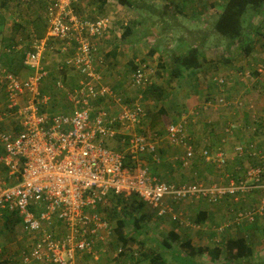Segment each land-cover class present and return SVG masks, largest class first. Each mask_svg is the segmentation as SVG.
I'll return each mask as SVG.
<instances>
[{"label":"built area","instance_id":"obj_1","mask_svg":"<svg viewBox=\"0 0 264 264\" xmlns=\"http://www.w3.org/2000/svg\"><path fill=\"white\" fill-rule=\"evenodd\" d=\"M46 2V35L32 39L30 50L23 56V63L33 75L19 79L0 67V81L7 83L10 101L24 92L30 96L20 113L23 129L13 136L0 132L3 161L10 167V174L19 178L11 185L0 181V216L4 210L15 212L30 239L27 251L21 254L22 264H78L76 261L86 255L89 261H99L95 258L97 250L104 252L113 228L98 207L105 206L111 195L124 199L134 195L158 216H165L183 201L204 199L215 204L225 197L237 200L253 190L263 193L252 208L238 210L229 223L219 225L218 233L231 223H251L255 216L263 214L264 155L258 156L262 165L248 168L244 180L231 179L225 184H175L152 175L143 155L150 154L153 161L160 159L154 133L137 130L145 119L141 91L150 84L149 71L145 65L131 71L129 83L138 92L131 101L124 100L99 69V47L112 27V19L79 16L73 12L71 0ZM56 38L74 47L66 64L80 75L79 86L72 96V111L39 113L40 106L47 102L38 91L41 79L47 75L42 57L46 43ZM212 80L223 84V78L217 75ZM109 100L113 106H106ZM209 104L210 101L205 106ZM10 105H15V100ZM187 123L184 115L165 129L168 140L181 147L176 158L185 168L196 156ZM105 139L117 140V147L107 146ZM242 150L237 148L239 155ZM199 155L217 167L226 160L222 153L211 154L208 150ZM121 250L119 245L114 258Z\"/></svg>","mask_w":264,"mask_h":264},{"label":"rangeland","instance_id":"obj_2","mask_svg":"<svg viewBox=\"0 0 264 264\" xmlns=\"http://www.w3.org/2000/svg\"><path fill=\"white\" fill-rule=\"evenodd\" d=\"M143 1L146 5H150L146 11H141L138 8H128L126 6H123L121 10L117 9L116 14L122 12L123 15L121 23L119 27L114 24V28L112 27L113 29L109 31V37L105 39L101 50L106 54L104 55L103 66L100 65L104 79L115 91L117 90L116 92L123 95L124 100L131 101L135 98L138 90L133 89L129 83V75L132 71L130 61L136 64L138 63V65H145L146 70L149 71L148 77L150 83L156 86V91L150 88L147 89L148 87L144 89L146 93H143L142 100L145 109V119L142 126L146 132L154 133L161 161L165 164L163 168L170 175V179L172 178V181L175 183L198 181L203 184H225L227 182L225 177L222 178V174L220 172L218 173L219 170H217L215 165L209 166L203 164L201 168L189 165L186 168H181L175 163L173 156L181 151V147L169 142L165 130L166 122H175L184 115L187 117L188 121L192 123V126L189 125V122L187 124V133L190 137L189 141L196 150L195 157L197 163L202 162L198 159L199 153L202 150H207L206 148L209 149V147L203 142L204 138L202 137L201 139L200 132L197 130L198 124L201 125L207 119H211L212 116L217 117V111L221 109H215V106L217 107V103H214L215 100L211 101L209 105H205L208 104L207 100L211 94L218 95V92H223L225 95L228 90H232L235 87L234 85L250 82V78H254L256 73L249 74V70L251 68L253 69L256 61H244L246 55L243 53V46L246 45L249 38H252L251 42H254L253 45L255 46V42L257 43L256 49H261L264 52V6L260 12H255L250 7L246 9L241 17L243 27L242 36L228 45V39L212 29L210 25L211 20H209L211 16H214L215 10L213 8L210 9L208 4L214 2L220 3L222 0H185L184 2L181 0H139V3ZM197 7L200 8L203 14L199 13L198 17L187 19L186 14H189L193 8L197 9ZM178 9L185 11V16L177 14ZM2 13L7 12L3 11ZM5 18L6 24L7 17ZM122 22H126V24L124 25ZM121 28L122 31L120 30ZM129 29L131 31L130 34L127 32ZM3 31L4 28L2 29V35ZM222 37L224 40L220 39ZM26 44L27 40L22 42L21 47L13 53L10 50H6L7 53L0 52L1 62H4V60L8 61L10 55L20 57L26 49L24 46ZM112 47H116L115 57L108 54V51ZM192 47L201 48V52L206 55L204 60L199 57L200 66L194 72H192L193 70H185L181 66L180 68L184 70L182 76L169 78L167 72L158 67L157 62H165L169 65L172 60L175 62L177 56L187 54L188 50ZM51 50L45 58L48 61L47 67H51L58 62V55L55 54L53 49ZM227 55L229 57L228 61L224 60ZM170 59L171 61L169 62ZM260 61L262 62V60ZM261 74L264 75V67H262ZM214 75L220 78L223 76L226 77L223 82V91L218 89L216 81L212 80ZM49 82L50 79L47 77L41 79L42 84L49 85ZM74 84L75 81H71L70 85ZM72 90L70 86H67V88L61 90L49 91L51 98L48 101V107L51 112L56 110L65 111L63 109L70 108L71 100H67L66 96L67 92L69 91L71 93ZM149 90L153 91L154 94H150L153 92H148ZM216 95L214 98H216ZM253 97L256 101H252V109L255 113L263 114L264 108L261 107L260 109V106L257 107L256 104L260 102L261 105H264V98H262V95L259 96V94H254ZM218 106L222 107L219 104ZM159 109H163L165 113L160 115L158 112ZM248 114L250 115V113ZM193 126L195 127L194 130L191 128ZM225 129L228 128L225 127L222 129V132L219 134L220 138L217 141L221 145V148L224 146V143L232 141L231 136L228 132H225ZM247 130H249V126L246 128ZM258 139L264 145V134L260 135ZM105 143L110 147L116 145V142L112 139H105ZM228 150L232 151V149ZM244 151L246 152L247 150L244 149ZM194 159L191 160V163ZM244 163L253 164L254 160L246 159V161L241 162V166L245 165ZM222 172L227 173L225 170ZM233 180L235 179L233 178ZM257 195L258 198L256 200L258 201L261 198V194ZM198 202L183 201L178 203L174 205L173 212L165 216H158L155 210L145 203L143 211L146 213L147 218L141 223V231L136 234L131 227H128L129 225L127 226V231L134 233L135 240L126 249H129L126 252V256L129 258L131 255L133 257L131 261L137 262L136 264H148V257L155 251H160L167 264H189L190 261H186L187 257L185 258L181 254L184 248L182 249L179 246L178 241L173 242L172 247L174 250L172 251L178 249L181 252L172 253L170 249H165L160 245L162 237L169 230L173 229L178 233L180 232L179 241H182L186 237L192 240L195 246H207L210 248L221 246L222 252L217 264H225L226 255L223 249L226 236L218 233L216 226L221 223H229L233 212L238 207L247 208L253 201L248 203L246 201L243 203H239V201L237 203L229 202L225 206V209L221 211L216 209L215 204H208L210 205L207 206L210 209L211 216L208 219L209 221L207 220L203 224L193 222L195 214L200 210L199 205L202 203V201L200 203ZM262 215H258L257 229L249 232V240L254 245L256 256L264 258V212ZM241 223L246 224L247 222L243 220ZM211 228H213L212 233L214 234L210 237L205 236L208 233L206 230ZM246 231L244 233H247ZM233 235L239 236V232L236 230ZM114 238L115 236L112 234L102 254L101 249L97 250L98 256L95 255V258H100L102 261H94V259L93 261H89V257L86 255V257L83 256L76 262L78 264H112L111 257L114 258L113 254L119 246L118 241L116 240V242ZM26 239L27 237L21 233L19 224H16L11 231L5 230V232L0 233V242L4 246L2 253L8 255L10 250L18 248L17 253L14 254V258L12 259L15 260L12 261L13 264H18L19 255H16L23 250V246L24 249L27 247L28 241H25ZM140 241L143 243L142 245L139 244ZM6 243L10 246H6ZM0 257L2 263H4L3 261H7L5 263L9 264L5 256L0 255ZM207 258L205 255L197 257L199 261H203L205 264H212ZM256 261L258 260L256 259Z\"/></svg>","mask_w":264,"mask_h":264},{"label":"crops","instance_id":"obj_3","mask_svg":"<svg viewBox=\"0 0 264 264\" xmlns=\"http://www.w3.org/2000/svg\"><path fill=\"white\" fill-rule=\"evenodd\" d=\"M181 1L184 2L185 0H181ZM224 1L225 0H222L220 3L214 2V3L208 4V7L210 9L213 8V10H215L214 11L215 14H213L214 16H211V18L209 19V20H211L210 21L211 26L213 25L212 20L215 19V17L221 11L222 4ZM45 2H46L45 0H20L19 3H17L16 1H13L12 3H10L8 10H11V9L12 10H11V12L9 11L10 12L9 16L7 17L6 24L4 25L3 37H6L10 34L11 25L13 24V22L15 20V21L22 23V26L25 28L33 29L35 27V25H38L39 28H38V32H34V33H30L26 29L27 33H25V35L24 34L22 35L21 33H19V35H17L16 38H14V40H18V41L22 40L24 38V36H27L30 39V40H28V42L34 38L35 39L44 38L46 35V32H47V23H46V20L44 18L45 17V11H46ZM98 4L99 3H97L94 0H71V8L75 14L82 16V17H85V18H88V19H95L96 17L107 16V17H110L112 19V22H113L112 27L113 28H114V24L117 27H119V24L121 23V18L123 15H122V12H119L118 14H116V12L118 10H121L123 5L119 4L115 0H107V2L102 6H100ZM194 7H195V5H194ZM177 12H178L177 14H181V15L185 16V11L178 9ZM38 13L40 14V22H39V20H37ZM199 13L203 14L199 7H197V9L193 8L189 14H186V16H187L186 18L187 19L196 18V17H198ZM122 23H124V25L126 24V22H122ZM112 27L109 29V31L111 29H113ZM120 30L122 31V28ZM126 30H127V28H126ZM109 31H108V33H106L103 36L102 41H101V45L99 47V51H100L99 53H100V56L102 59L101 66H103L104 55H106L101 50H102V47L105 43V39L107 37H109L108 36ZM216 36H218V35H216ZM0 37H1V35H0ZM251 39L252 38L248 39V44L250 45L249 49H246L247 50L246 51L243 48V53L246 55V59L244 61H246V60L247 61L248 60L256 61L255 62L256 65L254 64L255 66L253 67V69L251 68L249 70L250 71L249 73H252L251 70L256 73L254 78L253 79L250 78V80H251L250 82L248 81L247 83H238L239 85L238 84L234 85L235 87H233L232 90L227 89L228 91L225 95L221 96V93H222L221 92L219 94V96L216 95V98L213 97V98L207 100L210 102L215 100L214 103L215 102L217 103L216 104L217 107L215 106V109H218V108H221V109H219V111H217V117L212 116L211 119H207L206 121H204L205 123L203 122L201 125L198 124V127H197V130L200 132L201 139L203 137L204 138L203 142L205 144H207L206 146L209 147V149L206 148L209 151V153H211V154L222 153L223 156H225L226 161L220 165V168L222 170L220 169L218 171V173L220 172L222 174L221 176H223L222 178L225 177L227 182L229 180L233 179L231 176L236 172V169L241 168V162L246 161V159L251 160L253 158H256V160H258L259 155H264V145L261 144L262 141L260 139H258V137L260 135L264 134V113L263 114L262 113H259V114L255 113V111L252 109V106H253L252 101H256L253 97L254 94H259V96L262 95V98H264V75L261 74L262 67H264V64H263L264 63V55H263L264 52L261 49L260 50L256 49L257 43L255 42V46H254L253 45L254 42H251ZM18 46L21 47V44ZM25 48H26L25 51H23V53L21 54L20 57L10 55L8 66L6 64H4L3 62H1V60H0L1 69H3L4 72L14 74L19 79L33 75L32 70L30 68H28L23 63V56H24L26 50L27 51L30 50V46L25 47ZM72 48L74 49V47H72L71 44H67V46H66L65 41L60 40V39L59 40L58 39H50L46 43V47H45L44 54L42 57V64H43L45 70L47 71V75L44 76L43 78H46V77L49 78L50 84L49 85H46L45 83L42 84L40 81V84L38 86L39 97L44 96L47 98V102L40 106L39 113H45V112H48V114L52 113V112H49L50 109L48 107V101H50V98H51L49 91H54L56 89L61 90V89L67 88V86H70L73 89L71 93L68 91L67 96H66L67 100L68 99H69V101L71 100L70 101L71 102L70 108L69 109H63L65 111H57L56 110L53 112H61L62 114H66V113H69L70 111L73 110L74 104H73L71 97L75 94V90L79 86L80 75L66 64V58L72 54V51H73ZM113 48L114 47H112L108 52L110 53ZM51 49H53L55 51V54L58 55V57L55 55L57 57L58 62L53 64L51 67H47L48 61L45 60V58L47 57V54L50 51H52ZM202 54L204 55V58H206V55L203 52H202ZM260 60H262V62ZM259 68H260V70H258ZM99 69H100V71H102L100 66H99ZM71 81L72 82L75 81V84L70 85ZM257 92H259V93H257ZM218 97L219 98L221 97L222 101H220V102L217 101ZM29 98H30V96L24 92L23 94H20L17 98L14 99L15 105L11 106L10 103H13L14 100L10 101L11 96H10L9 87H8L6 82L0 81V132L8 133V135L13 136L17 132H19L21 129H23V125H22L23 117L20 113H22V107L24 106V103ZM105 104L107 106H113L111 100L107 101ZM218 104L222 105V107L218 106ZM256 106L257 107L260 106V109H261V107L264 108V105H261L260 102H258L256 104ZM248 113H250V115ZM94 114L95 113L92 112L90 115L93 116ZM249 122H250V124H249ZM189 125L192 126V123H190ZM248 126H249V130L246 131V128H248ZM225 127L228 128V129H225V132L229 133L232 141H230L228 143H224L223 144L224 146H222V148H221L220 147L221 145L218 144L217 141L220 138V135H219L220 132H222V129ZM250 127H251V129H250ZM191 128L194 130L195 127L193 126ZM114 141L116 142V147H117V140H114ZM0 143H1V141H0ZM112 147H114V146H112ZM237 148H244L247 151L245 152L244 150H242V153L239 155ZM0 149H2L1 146H0ZM228 149H232V151L228 150ZM1 151L2 152L0 154V181L4 182L6 184H9V185L17 183L19 181V178L15 177V175H13V174H10V167L3 161L4 160L3 157L5 155L4 149H2ZM179 153L175 154L174 157L175 158L178 157ZM199 157H198V159L202 162H200L198 164L196 161L197 160L196 157H194L195 158L194 161L192 163L190 162L189 165L190 166H197L198 168H201V165H203V164L209 165V166L214 165L212 162L205 161L203 158H201V157L199 158ZM175 163H177L180 166V164L178 162H175ZM195 164H197V165H195ZM244 164H245V165H243L244 168H247V166H248V168L251 167V165L248 163H244ZM206 167H208V166H206ZM224 170H225V172H227L226 174L222 172ZM209 173H210V171H209ZM230 174H232V175L230 176ZM210 176H211V173H210ZM245 194H247V196H245ZM245 194L240 195L237 200L232 199L231 197H225V198L220 199V201L218 203H215L216 209L220 210V211L225 209V206L229 202L237 203L239 201V203H241V202L243 203L244 201H246L248 203V202L253 201L252 204L250 206H248L247 208L238 207L233 212V214H234L238 210L252 208L258 202L256 200L258 198L257 194H261V196H263V193L260 192L259 190H253V191L247 192ZM197 201H199L198 203H200L202 201V203L199 205V209L206 210L207 215L209 216L210 215V209L208 208V206H210V205H208L209 203L204 199H198ZM8 215H11L12 217H14V219L16 221H18L17 224H19L21 227L20 220H19V218H17L16 213L4 210L0 216V233L5 232V230L11 231L12 228L14 227L12 225H11V227L5 228V229H4V227H2V223L6 219V216H8ZM257 220H258V216H255L254 221L251 223H246V224L236 223L238 225L231 223L227 227H225L220 234H222L223 236H226V238L234 237L233 234L237 230V232H239V236L243 235L246 237L247 234L249 235L250 231L253 232L255 229H257V227H258L257 226V224H258ZM221 224H224V223H221ZM221 224H218V226ZM247 224H249V225H247ZM9 226H10V224H9ZM218 226H216V227H218ZM234 227H236V229H234ZM207 231H208V233L205 236L210 237L211 235L214 234V233H212L213 228L206 230V232ZM245 231L247 233H244ZM21 233L27 237V239L25 241H28V243H27V247H25V249H24V246H23V248H22L23 250L20 251V253L18 252V254L16 255V256L19 255L18 264H22L21 254L23 252L27 251L28 245L30 243V239L27 236V234L24 232L22 227H21ZM190 241L192 243V240H190ZM6 246H10V245H8L6 243ZM3 247H4L3 244L0 242V255L5 256L7 258V260L9 261V264H13L12 261H15V260H12V259L14 258V254L17 253L18 248L10 250L9 254L7 255L6 253L5 254L2 253L3 249H4ZM161 250H162V248H161ZM5 252H6V247H5ZM158 252H160V251H158ZM99 261H102V260H100V258H99ZM3 262L4 263L1 262V257H0V264H6L5 262H7V261H3Z\"/></svg>","mask_w":264,"mask_h":264},{"label":"trees","instance_id":"obj_4","mask_svg":"<svg viewBox=\"0 0 264 264\" xmlns=\"http://www.w3.org/2000/svg\"><path fill=\"white\" fill-rule=\"evenodd\" d=\"M13 1H16L17 3H19L20 0H0V35H1L0 50H2L4 53H7L6 50L8 51L10 50L11 52H14L16 49H18L17 46L26 40H27V44L24 46L28 47L30 43V41L28 42V40L30 39L27 36H24V38L19 41L14 40V38H16V36L19 35V33H21L22 35L23 34L25 35V33H27L26 29L30 33H34V32H38V28H39L38 25H35L33 29H28V28L23 27L22 23L14 20L13 24L11 25L10 34L6 37H3L2 29L4 28L5 20H6V18L4 19V17L9 16V13L11 12L12 9L11 10H8V9H9L10 3H12ZM94 1L99 3L98 5L100 6L104 5L107 2V0H94ZM116 1L123 6H126L128 8H138L139 10L141 9V11L148 10L150 6V5H146L144 1L142 3H139V0H116ZM45 4L47 7V2H45ZM263 6H264V0H225L222 4L221 11L218 13L215 19L212 20V23H213L212 29L216 30L218 33H220L222 36L228 39V42L227 41L226 42L228 45H230L232 42L239 39V37L242 34L243 27H242L241 17L243 13L246 11V9L250 7L255 12H260ZM3 11L7 13H2ZM37 20H39L40 22L39 13L37 16ZM127 32H129L130 34L131 33L130 29ZM220 39L224 40L223 37ZM249 47L250 45L248 44V40H247L246 45L243 46V48L246 50V49H249ZM200 54H201V57L199 56ZM109 55H113V56L116 55V47H114L111 50ZM9 57H8V61H5V60L4 62L2 61L7 66L9 65V59H10ZM199 57L202 60L205 59L204 55L201 52V48L192 47L191 49L188 50L187 54H184L182 56H177V59L175 60V62L173 60L172 62H170L171 61L170 59L169 65L166 64L165 62H157V65L158 67L164 69L167 72V75L169 78L171 77L177 78V77L182 76L183 74L184 70L180 68L181 66H183L185 70H191V71L193 70L192 72H194V70H197L200 66ZM228 58L229 57L227 55L225 56L224 60L228 61L229 60ZM130 66H131V69L133 70L138 66V63L136 64L133 61H130ZM251 72L253 74L252 70ZM222 78L224 82L226 77L223 76ZM217 85H218L217 87L218 89H220L221 91L224 90L223 84H217ZM147 87H146L147 89L150 88L156 91V86L153 85V83L152 84L150 83ZM141 92L146 93L145 90L144 91L142 90ZM148 92H153V91L149 90ZM220 93L221 92H218V96ZM150 94H154V92ZM215 95L216 94H211L208 100L213 98ZM222 95H224L223 92L221 93V96ZM49 112H51V110ZM158 112L160 115L165 113L163 109H159ZM170 123L171 122L167 121L165 128H167L170 125ZM137 130L141 132L146 131L143 128V126L142 128L138 127ZM0 146L3 149V146L1 143H0ZM2 149H0V154L2 152L1 151ZM159 157H160V154H159ZM173 158H174L173 160H175V162H178L180 166L182 167L180 161L176 160L177 158H175L174 156ZM143 159L149 165V170L151 169L150 170L151 174L154 175L158 180L162 179V180H165L166 182L175 183L174 181H172V178L170 179L169 177L170 175H168L166 170L163 168L165 164L161 161V158L158 161H155V160L153 161L150 154H144ZM259 159L256 160V158H253L252 160H254V164H250L251 167L262 165L261 163L262 159L261 161ZM215 167L217 166L215 165ZM220 169H221L220 166L217 167V170H220ZM246 170L245 168H243V166H241V168L236 169V172L233 175L230 174V176L232 175L231 177L234 178L235 181L244 180L246 177ZM263 174L264 173H261V175ZM181 183H185V181ZM144 206H145V202L141 201L134 195H130L128 199H124L121 196L111 195V197H109L108 203L105 206L98 207L99 211L104 212L107 219L110 222L112 221L111 225L113 228V235L115 236L114 239L115 241L117 240L118 242L117 241L116 242L122 247V250L119 252L117 257L112 259L111 263L112 262L114 263L116 261H122V262L125 261L129 264L137 263V262L135 263V261H131L133 259L131 255L129 256V258L126 256L127 254L126 252L129 250V249L128 250L126 249L130 246L131 242L135 240L134 233L128 232L127 229L128 227H131L133 232H135L136 234H138V232L141 231V223L145 221V219L147 218L146 213L143 211ZM210 216L211 215L209 216L207 215L206 210L200 209L195 214V218L193 222L198 223V224H203L210 218ZM17 223L18 221H16L14 217H12L11 215H8L6 216V219L2 223V227H4V229L9 228L11 227V225L15 226V224ZM179 239H180V234L176 230L172 229V230H169L167 234L162 237L160 241L161 243L160 245H162L165 249H170L172 251L174 250L172 247L173 242L178 241L179 246L182 249L184 248V250H182L181 252V251H178L177 249L176 251H172V252H181V254H183L185 258L187 257L186 261L188 262L190 261L189 264H205L203 261H199L197 259V257L201 255H205L206 257H208L207 260L211 261L212 264H217L219 262L218 260L222 252L221 246H218L220 248L218 247L210 248L207 246H195L191 243L189 238L184 237L182 241H179ZM139 244L142 245L143 243L140 241ZM223 250H225L224 254L226 255L225 264H236V263L237 264H264V258L260 256H256V252L254 251V245L249 240L248 234L246 237L245 236H234V237L226 238L224 241ZM256 259L258 261H256ZM30 264H43V263L31 262ZM148 264H167V262L164 256L162 255V252L155 251L148 257Z\"/></svg>","mask_w":264,"mask_h":264}]
</instances>
